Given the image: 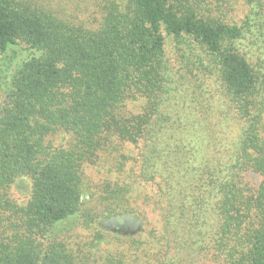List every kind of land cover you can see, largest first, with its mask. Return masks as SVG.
Returning <instances> with one entry per match:
<instances>
[{
    "label": "trees",
    "instance_id": "trees-1",
    "mask_svg": "<svg viewBox=\"0 0 264 264\" xmlns=\"http://www.w3.org/2000/svg\"><path fill=\"white\" fill-rule=\"evenodd\" d=\"M206 1L102 0L90 27L0 0V264H264V0ZM130 146L92 206L86 167Z\"/></svg>",
    "mask_w": 264,
    "mask_h": 264
},
{
    "label": "rangeland",
    "instance_id": "rangeland-1",
    "mask_svg": "<svg viewBox=\"0 0 264 264\" xmlns=\"http://www.w3.org/2000/svg\"><path fill=\"white\" fill-rule=\"evenodd\" d=\"M27 2H38L41 6H44L55 13H57L63 19H68L72 21L74 24H82L84 26H94L97 24V19L101 17V2L102 0H25ZM207 0L206 4L215 15H221V13H225L227 15L226 19L229 21H238L241 22L247 13V6L245 0ZM230 1V4L228 3ZM248 48L253 52L250 53V57L253 61L260 62L264 64V53L258 51L257 48L259 46H251L249 43L244 44V48ZM249 51V50H248ZM70 140V137L63 133H58L51 138V141L55 146H61L68 144L67 141ZM133 151L136 152V149L133 146H130L128 150H119L117 153H114L112 156L109 154H104L101 157V160L95 166H88L85 169V182L88 188H91L92 193L87 196L86 199L92 206H96L98 204L99 199V192L101 184L106 182L107 180H112L116 182L120 178V174L118 172L116 161L119 158V154L125 152L126 154ZM132 153V154H133ZM128 168V166H127ZM18 188V187H17ZM13 188L12 191H17L18 198H24L22 192L19 189ZM17 189V190H16ZM95 194L92 196V194ZM141 202V201H140ZM141 204V203H139ZM147 210V209H146ZM149 219L152 223H156V218L154 215L149 213ZM114 227L121 231L122 233L129 234V233H136L139 230V222L135 220H130V223H125L123 220H119L112 223ZM91 232L88 234H80L83 238L91 237ZM148 240V239H147ZM106 244V243H103ZM121 245L119 242H112L110 245H105L104 248H100V253L95 252L98 256L105 257L108 252H114V256L119 257L117 252V247ZM153 246H145L142 249H137L132 247V262L133 260L139 258V264H165L164 255L166 251H168V258L169 260H174V255L177 254L178 246L171 247L168 249L167 246L162 245L158 249ZM178 247V248H177ZM130 248V247H129ZM86 250H90L89 248H85ZM93 252V250H91ZM108 251V252H107ZM130 252V254H131ZM150 254V255H149ZM181 257L175 261L176 264H190V262H182L183 254L180 255ZM98 258V259H100ZM192 264H211L209 260L206 259L205 256L199 255Z\"/></svg>",
    "mask_w": 264,
    "mask_h": 264
}]
</instances>
